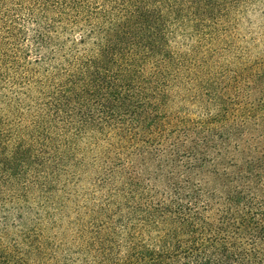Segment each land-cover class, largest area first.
<instances>
[{
  "label": "trees",
  "instance_id": "trees-1",
  "mask_svg": "<svg viewBox=\"0 0 264 264\" xmlns=\"http://www.w3.org/2000/svg\"><path fill=\"white\" fill-rule=\"evenodd\" d=\"M1 128L0 264H264V0H0Z\"/></svg>",
  "mask_w": 264,
  "mask_h": 264
},
{
  "label": "rangeland",
  "instance_id": "rangeland-1",
  "mask_svg": "<svg viewBox=\"0 0 264 264\" xmlns=\"http://www.w3.org/2000/svg\"><path fill=\"white\" fill-rule=\"evenodd\" d=\"M250 14H251V13H250ZM250 14H249V15H250ZM249 17H250V19H252L253 21H255V20H257V19H258V21H259V17H258L257 15H255V14H251ZM246 26H247V25H246ZM246 28H247V27H246ZM5 114H6V113H4V115H5ZM5 116H7V115H5ZM12 119H13V118H10V120H12ZM3 129H5V128H1L0 131L3 130ZM81 187H82V188H81ZM81 187H80V189H79V191H78L79 193H82V194H83L84 192H86L87 195H88V194H91V188H90V187H84V186H81ZM89 190H90V191H89ZM88 191H89V192H88ZM92 191H93V189H92ZM20 192H21V190H20ZM20 192H19V193H20ZM79 195H80V196H79ZM79 195H77V196H78V197H81V196H82L81 194H79ZM37 201H38V199H37V200H34V199L32 200V202H33L35 205L37 204ZM34 207H35V206H34ZM54 209H55V208H54ZM56 235H57V233L54 232V237H57ZM52 237H53V236H52Z\"/></svg>",
  "mask_w": 264,
  "mask_h": 264
}]
</instances>
